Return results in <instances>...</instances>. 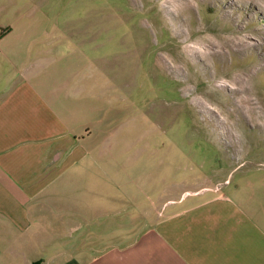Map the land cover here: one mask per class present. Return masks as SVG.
<instances>
[{
	"label": "crops",
	"instance_id": "crops-1",
	"mask_svg": "<svg viewBox=\"0 0 264 264\" xmlns=\"http://www.w3.org/2000/svg\"><path fill=\"white\" fill-rule=\"evenodd\" d=\"M0 26V264H264L236 190L184 204L118 182L93 102L70 101L64 0H0Z\"/></svg>",
	"mask_w": 264,
	"mask_h": 264
},
{
	"label": "rangeland",
	"instance_id": "rangeland-1",
	"mask_svg": "<svg viewBox=\"0 0 264 264\" xmlns=\"http://www.w3.org/2000/svg\"><path fill=\"white\" fill-rule=\"evenodd\" d=\"M69 48L118 182L184 204L236 190L264 226V121L238 106L264 112V0H64Z\"/></svg>",
	"mask_w": 264,
	"mask_h": 264
},
{
	"label": "bare ground",
	"instance_id": "bare-ground-1",
	"mask_svg": "<svg viewBox=\"0 0 264 264\" xmlns=\"http://www.w3.org/2000/svg\"><path fill=\"white\" fill-rule=\"evenodd\" d=\"M238 102L240 109H244L249 112L255 121L263 123L264 112L261 107L256 106L257 102L253 101L250 96L241 97Z\"/></svg>",
	"mask_w": 264,
	"mask_h": 264
},
{
	"label": "trees",
	"instance_id": "trees-1",
	"mask_svg": "<svg viewBox=\"0 0 264 264\" xmlns=\"http://www.w3.org/2000/svg\"><path fill=\"white\" fill-rule=\"evenodd\" d=\"M7 31V28L0 26V37Z\"/></svg>",
	"mask_w": 264,
	"mask_h": 264
}]
</instances>
